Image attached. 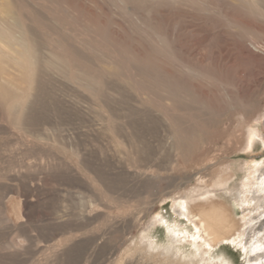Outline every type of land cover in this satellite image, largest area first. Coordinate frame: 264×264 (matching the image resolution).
Segmentation results:
<instances>
[{"label": "rangeland", "instance_id": "374dc122", "mask_svg": "<svg viewBox=\"0 0 264 264\" xmlns=\"http://www.w3.org/2000/svg\"><path fill=\"white\" fill-rule=\"evenodd\" d=\"M211 202L244 259L181 237ZM220 251L264 264V0H0V264Z\"/></svg>", "mask_w": 264, "mask_h": 264}, {"label": "bare ground", "instance_id": "6f19581e", "mask_svg": "<svg viewBox=\"0 0 264 264\" xmlns=\"http://www.w3.org/2000/svg\"><path fill=\"white\" fill-rule=\"evenodd\" d=\"M38 86L41 89L44 87L43 84H39ZM1 87H2V85H1ZM33 118H34V116H33ZM183 145L186 146L185 144H183ZM184 146H182V144H181L179 148H181V147L183 148ZM206 195H207V192H206ZM186 198H187V196H186ZM189 198H190V196H189ZM191 199H194V196ZM203 200H204V198H203ZM214 204L215 203H212V202L210 203V205H208L207 203H202V204H196V205L191 206V207L190 206L188 207V205H185L184 204L185 205L184 206L185 208L182 207L181 211H179V212L178 211H174L179 216H182L183 218H185L186 221H187V223L191 224L193 226V228H195V230L197 231V232L195 231V233H193V235L192 234L190 235V234H188V232H186V229H185V231L182 230L181 231V233H182L181 234V237L182 236H185L186 239H190L191 242H192L193 241L192 240V237L195 236V235L197 236L198 233H200V234H202L204 236L203 237L201 235L203 237L202 238L203 243L204 242L207 243L208 244V248H210V249L212 248V250H214L215 248L217 249V247L220 244H223V243L224 244H231L233 246L235 244H237V246H240L241 245V249L243 251V252H241L242 253L241 258L244 259V252L247 251L246 250V247H245L246 246L245 243L244 242H241L239 236L237 238V237L234 236V234L231 235V236L230 235L221 234V230H222V227H223V220L220 218V215H218V213H217V211H216V209L214 207ZM167 217H168V215H167ZM156 223H160V224H164L165 225V231H166L168 237H170V239H172L171 236H173V235H174V237H176V236L179 235L178 232H180V231H176L177 228L175 227V224L172 223V221H170L165 216H163V215H160V216H157V217L155 216V225H157ZM241 234H243V231H241ZM195 241H196V239H195ZM246 243H247V241H246ZM196 247H198V245H196ZM247 247H249V246H247ZM220 250H222V249H220ZM216 255L219 256V257H221V258H223L228 264H233V262H232V258L233 257L231 258L229 255H226L223 251L217 252ZM250 260L251 259L248 258L246 264H253V263H251Z\"/></svg>", "mask_w": 264, "mask_h": 264}]
</instances>
